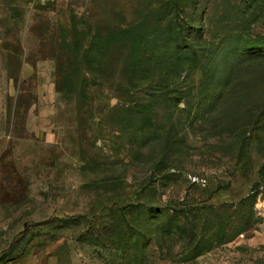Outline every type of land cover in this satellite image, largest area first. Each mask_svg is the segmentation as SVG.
Wrapping results in <instances>:
<instances>
[{
  "label": "rangeland",
  "instance_id": "rangeland-1",
  "mask_svg": "<svg viewBox=\"0 0 264 264\" xmlns=\"http://www.w3.org/2000/svg\"><path fill=\"white\" fill-rule=\"evenodd\" d=\"M0 264H264V0H0Z\"/></svg>",
  "mask_w": 264,
  "mask_h": 264
}]
</instances>
